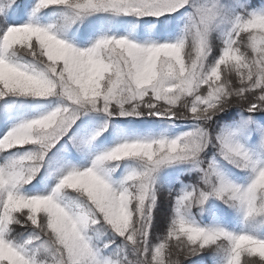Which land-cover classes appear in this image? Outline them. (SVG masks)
<instances>
[{"label": "snow or ice", "instance_id": "obj_1", "mask_svg": "<svg viewBox=\"0 0 264 264\" xmlns=\"http://www.w3.org/2000/svg\"><path fill=\"white\" fill-rule=\"evenodd\" d=\"M0 264H264V0H0Z\"/></svg>", "mask_w": 264, "mask_h": 264}]
</instances>
